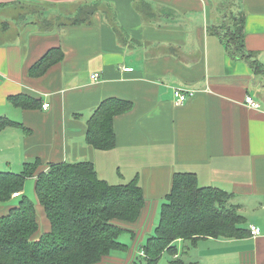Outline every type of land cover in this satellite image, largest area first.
<instances>
[{"label":"crops","instance_id":"1","mask_svg":"<svg viewBox=\"0 0 264 264\" xmlns=\"http://www.w3.org/2000/svg\"><path fill=\"white\" fill-rule=\"evenodd\" d=\"M96 2L101 4L92 23L67 25ZM30 5L33 12L23 10ZM6 10L13 16H5ZM231 12H243L244 46L264 65V0H0V22L22 24L11 43L0 40V114L28 130L0 133V172L20 173L36 161L39 170L90 161L98 177L114 185L138 176L147 200L140 222L131 227L139 239L156 227L173 175L195 173L201 187L235 194L233 203L248 226L261 232L236 241L200 240L186 251L187 242L179 241L184 260L264 264V73L233 59L210 31ZM43 21L65 24L46 33ZM53 48H61L63 60L31 77L29 69ZM175 88L197 93L176 106ZM22 94L42 100L41 109L8 102ZM247 95L260 110L246 106ZM111 97L131 101L133 109L115 118L116 148L97 151L87 144V121ZM35 180L27 179L26 195L34 192ZM10 208L3 206L0 214ZM36 209L45 214L41 205ZM111 259L122 261H106Z\"/></svg>","mask_w":264,"mask_h":264},{"label":"trees","instance_id":"2","mask_svg":"<svg viewBox=\"0 0 264 264\" xmlns=\"http://www.w3.org/2000/svg\"><path fill=\"white\" fill-rule=\"evenodd\" d=\"M100 4L81 9L67 25L89 24ZM223 15L222 24L210 31L221 37L233 59L247 61L255 74L264 73L258 54L244 46L243 12ZM64 24L43 21L41 27L48 33ZM62 52L61 48L50 49L29 69V75H44L63 60ZM8 102L21 110L42 107V100L24 94L10 96ZM132 109L128 100L111 97L101 101L87 121V144L97 151L116 148L115 118ZM11 127L23 128V124L0 114V133ZM40 164L27 163L20 173L0 172V209L19 200L6 214H0V264H105L116 253H129L132 258L130 247L119 238L124 232L131 233L138 245L137 232L131 227L140 222L147 206L138 176L114 185L98 177L90 161L51 164L47 170H39ZM29 178H36V203L24 193ZM234 198L235 194L223 189L201 187L195 173H175L153 234L141 246L144 264H158L165 252L172 256L169 264H188L183 252L179 253V241L187 242L186 251L204 239H250L248 220ZM36 204L43 207L50 224L47 232L40 233ZM131 258L128 264H143Z\"/></svg>","mask_w":264,"mask_h":264},{"label":"rangeland","instance_id":"3","mask_svg":"<svg viewBox=\"0 0 264 264\" xmlns=\"http://www.w3.org/2000/svg\"><path fill=\"white\" fill-rule=\"evenodd\" d=\"M24 11H34V9H32V6H28L26 8L23 9ZM10 11L9 10H6L5 12V16H13L11 15V13H9ZM33 15H30L29 16V19L30 20H35V18L32 17ZM26 21V20H25ZM22 24H15L14 26H12V23H9V22H5V23H1L0 22V29L3 28V26L5 27H10L8 32L5 31H1L0 32V40L3 41V42H7V43H11L12 41V38L13 37V34L16 33V29L19 28V26H21ZM46 26V24H45ZM58 27V25H57ZM55 28V26L53 27ZM52 29V28H51ZM8 33V34H6ZM15 173V172H14ZM18 173V172H16ZM125 174L128 178H130L131 174H132V171L129 170V169H125ZM117 183V182H115ZM35 186V184H34ZM34 186H33V191H34ZM25 188H26V185H25ZM31 189V185H30V188L28 187V190ZM25 191V189H24ZM31 201L35 202L37 201L36 199V196H35V193L33 192H29L27 195H26ZM19 202V200H13L12 203H10L8 206H11L14 207L13 205H17ZM36 206H38V204H36ZM7 212L6 210L2 213H5ZM41 210L39 209V212L37 211L38 213V220H39V223L41 224V229H40V233L44 232L45 230H47L50 226V224L48 223L47 219H46V216L45 214H41L40 213ZM158 223V222H157ZM151 235L153 234V232L150 233ZM149 237V234H147L143 239H139L138 238V245L135 246V240H133L132 236H131V233H125L122 234L119 238V240L125 244H127L131 251H132V258L130 257V254L129 253H116L115 255H112V257H118L120 258L122 261L120 262L119 260H116L113 261V259H111V261L108 260V262L106 261L105 264H128L129 262V259H133V260H136V261H141L143 264L145 263L144 259H141L143 258L141 256V246L142 244H144L146 241H147V238ZM137 247V248H136ZM141 256V257H140ZM172 256L170 254H166V252L162 255L161 259L159 260L158 264H169V261L172 259L171 258ZM113 262V263H112Z\"/></svg>","mask_w":264,"mask_h":264},{"label":"built area","instance_id":"4","mask_svg":"<svg viewBox=\"0 0 264 264\" xmlns=\"http://www.w3.org/2000/svg\"><path fill=\"white\" fill-rule=\"evenodd\" d=\"M124 72H132L133 69L132 68H125L123 69ZM99 78V74H95L92 76V79L96 80ZM174 91V104L176 106H183L185 104V102L188 100V98L194 96L197 93V90H187V89H183V88H175ZM245 104L246 106H248L249 108H252L254 110H260L261 109V104L254 99L253 96L251 95H247L245 98ZM50 107L49 104H44L43 105V109L44 110H48V108ZM14 198L18 197V194H14L13 195ZM251 233L252 236H259L261 230L257 227H253L251 226ZM143 254V253H142Z\"/></svg>","mask_w":264,"mask_h":264}]
</instances>
